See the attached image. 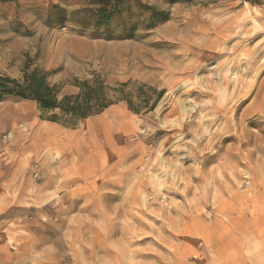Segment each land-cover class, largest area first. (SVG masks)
<instances>
[{"label":"rangeland","instance_id":"374dc122","mask_svg":"<svg viewBox=\"0 0 264 264\" xmlns=\"http://www.w3.org/2000/svg\"><path fill=\"white\" fill-rule=\"evenodd\" d=\"M0 264H264V0H0Z\"/></svg>","mask_w":264,"mask_h":264},{"label":"trees","instance_id":"16d2710c","mask_svg":"<svg viewBox=\"0 0 264 264\" xmlns=\"http://www.w3.org/2000/svg\"><path fill=\"white\" fill-rule=\"evenodd\" d=\"M5 95L34 100L44 112L58 110L59 114L51 118L67 124L98 114L110 104L97 80L83 82L79 94L59 100L56 86L51 85L47 73L40 70L25 73L21 80L0 76V98Z\"/></svg>","mask_w":264,"mask_h":264}]
</instances>
